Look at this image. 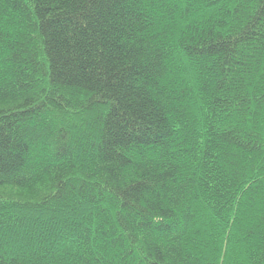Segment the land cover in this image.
I'll list each match as a JSON object with an SVG mask.
<instances>
[{
    "label": "trees",
    "instance_id": "1",
    "mask_svg": "<svg viewBox=\"0 0 264 264\" xmlns=\"http://www.w3.org/2000/svg\"><path fill=\"white\" fill-rule=\"evenodd\" d=\"M0 264H264V0H0Z\"/></svg>",
    "mask_w": 264,
    "mask_h": 264
}]
</instances>
